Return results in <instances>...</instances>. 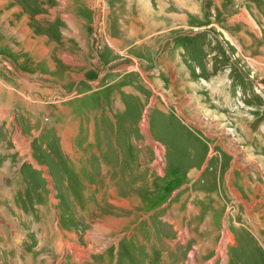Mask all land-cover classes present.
<instances>
[{
  "label": "rangeland",
  "instance_id": "rangeland-1",
  "mask_svg": "<svg viewBox=\"0 0 264 264\" xmlns=\"http://www.w3.org/2000/svg\"><path fill=\"white\" fill-rule=\"evenodd\" d=\"M1 81L0 232L23 251L39 209L81 264H147L146 243L157 262L264 264V0H0ZM2 235L0 264H22Z\"/></svg>",
  "mask_w": 264,
  "mask_h": 264
},
{
  "label": "crops",
  "instance_id": "crops-1",
  "mask_svg": "<svg viewBox=\"0 0 264 264\" xmlns=\"http://www.w3.org/2000/svg\"><path fill=\"white\" fill-rule=\"evenodd\" d=\"M64 31H65L64 35L66 37L68 36V37L73 38V39H75V38L78 39L79 38L78 41L71 40V42H66L67 44H70L71 47H73L74 44L77 45L79 43L81 44V46L86 47V43L89 42L88 39H86V35L84 33H82V32L75 31L72 28L69 29V30L66 29ZM31 48H32V46L23 48V50L25 51V53L28 54L32 50ZM85 49L88 50L87 47ZM21 50H22V48H21ZM68 54H69V52H68ZM3 70H4L5 74L7 75V78L10 79V80L12 79L11 77L14 78V75H15L16 77H18V79L23 80V81H25L27 83H30L29 82L30 79H27L25 76L19 75L13 69L6 68V69H3ZM122 70L126 71L124 69H122ZM20 80H18V81H17V79L15 80L16 81L15 85L17 87H22V85H20V82H21ZM33 83H35V82H33ZM5 85H6V83L4 81H1V84H0V106L3 107V109H5V107H7L8 109H6V112L8 113V115L9 114L12 115L13 114L12 112L17 110V107L13 106V104H11V101H12L13 97L12 96L10 97V95L6 93V91H9V87L8 86L5 87ZM89 86H92V85L89 84ZM125 87L129 88V86H125ZM5 88H8V89H5ZM47 89H48L47 91L45 90L46 95H47L46 98L47 99L55 98L56 94H55V91L53 90V88H47ZM130 89H132V88H130ZM152 89H155V88L152 86ZM113 100L115 101L116 99H113ZM115 104H116V106H118L117 108H120V105H118L116 102H115ZM9 107H11V108H9ZM99 114H96L94 117H97ZM109 115H111V112H109ZM35 116L37 117V119L39 121L40 120H41V122L43 121L42 117H40V116L38 117L36 114H35ZM75 116H77V115H75ZM75 116H73V117H75ZM92 120L94 121L95 119L92 117ZM93 126H95V125L93 124L92 127ZM95 130H96V126H95ZM91 131H92V136H90V139H91L92 142H96L97 147H98L99 142H98V140L96 141V138L100 134L98 132L97 133L95 132V135H94L93 130H91ZM38 135H39V132L37 130V132H35L34 136H38ZM74 135H72V136H74ZM72 136H70V139H69V143H68L69 147L71 145H73V144H71V142H74L76 135L73 138H72ZM159 144H161V143H159ZM70 149H71V147H70ZM97 149H96L95 152L99 151V149L98 150ZM77 150H78L77 152H83L78 147H77ZM162 153L164 155V165H163V173L162 174H163V176H165L166 175V168H167V161H166V148H165L164 145H162ZM69 156H71L73 159H76L71 154H69ZM80 158H82V155L80 156ZM155 170H157V169L155 168ZM127 182H129V184H127V186L128 185H131V186L128 187V188H125L126 192L128 190H130L131 188H132L131 189V191H132L135 188H140V187H143L145 185V184H142V182H140L139 180H134L133 181L130 178L127 180ZM110 190H112V189H110ZM99 197H100V194H99ZM35 210H37V211H34L33 214H34V218L37 219V220L34 223H32V229H31V225H29V223H27V222L26 223H27L28 227L32 230V236L31 237L33 239L36 238L37 243H35L36 241L34 243L37 246V250H35V252H32V251H30V252L26 251L25 252V251H23L21 246H17V245H19L18 244L19 242L17 243L15 241V244H14V242H13L14 238L12 237V232L7 231V232L4 233L3 231H1L0 234L4 235V236L2 235V238H3V241L6 243V245L2 243V250H3L2 257L4 259H6L8 257V255H9V254H7V252L11 251L12 254H16V257H18L17 258L18 260L21 261V259H22V264H70V263H72V264H81V263H79L78 259L74 258L73 250L70 249V251L63 252L62 250L64 248V245L60 244V242H63V241L69 242L70 233L72 231H67L65 229L62 230L60 227H58L56 218H54L55 219V223H54L53 220H51V222L53 221L52 222L53 223L52 226H48L44 230H42V228L40 227L43 224V222H42V212L39 209H35ZM161 212H162V208H159L156 213L151 214V217H154L156 214H160ZM22 214H24V212H22ZM47 215H49V213H47L45 211V217ZM19 219H20V222H23L24 220L26 221L25 218H21L20 216H19ZM162 227H163V231H164L165 226H162ZM259 227H260V225H256L257 231L261 230ZM227 231H228V229H227ZM163 234H165V232ZM163 234L162 233L160 234L159 238H161V239H159V240H163V238H164ZM21 235L23 236V234H21ZM148 235L150 236L149 233H148ZM151 236H152V234H151ZM232 237H234V239H233L234 243L231 242V245L235 247V246H237L236 238H235V236H232ZM28 238L29 237H27V236H23V240L25 242L28 241ZM19 239H21V238H19ZM210 247H211V245H210ZM210 247L208 246V248L206 250H203V253H202V251L198 252L197 253V258H200L202 256V254L203 255H207L208 252H211L214 255L217 250L216 249H212L211 250ZM143 248H147V250H146L147 256H145L146 257L145 260H146L147 264H151L152 262H154V264H171L172 256L170 254L167 255V254H164V253H162V254L160 253V255H162L161 256V262H157L156 261V258H158V257H156L153 254V250L158 251V252L161 251V248L158 247L156 243H154V244H149V243L143 244ZM5 250H8V251H5ZM188 257L186 259H183V260H187ZM46 259H49L50 261H47ZM229 260H230V255H229Z\"/></svg>",
  "mask_w": 264,
  "mask_h": 264
},
{
  "label": "bare ground",
  "instance_id": "bare-ground-1",
  "mask_svg": "<svg viewBox=\"0 0 264 264\" xmlns=\"http://www.w3.org/2000/svg\"><path fill=\"white\" fill-rule=\"evenodd\" d=\"M259 87H260V86H259ZM263 90H264V89H263ZM260 92H261V91H260ZM263 92H264V91H263ZM263 92H262V93H263ZM263 94H264V93H263ZM184 105H185V103H184ZM183 107H184V106H183ZM181 110H182V109H181ZM179 112H180V111H179ZM192 123L194 124V123H199V122L196 120V122L193 121ZM203 130H204V129H203ZM232 191H233V190H232ZM237 198H239V195H238V194H237ZM228 239H230V236H228ZM61 244H62V243H61ZM65 245H66V244H65ZM65 245H64V246H65ZM70 247H72V246H70ZM75 248H76V247H75Z\"/></svg>",
  "mask_w": 264,
  "mask_h": 264
}]
</instances>
